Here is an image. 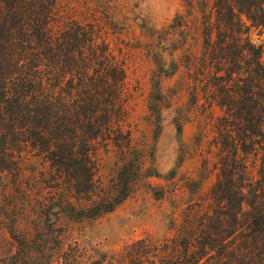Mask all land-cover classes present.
<instances>
[{
  "label": "trees",
  "instance_id": "trees-1",
  "mask_svg": "<svg viewBox=\"0 0 264 264\" xmlns=\"http://www.w3.org/2000/svg\"><path fill=\"white\" fill-rule=\"evenodd\" d=\"M199 4V51L186 52L187 39L181 57L193 68L195 91L223 111L215 128L228 157L210 190L212 211L198 217V234L189 227L186 236L159 243L142 238L89 264H264V45L250 35L264 27V0ZM104 13L113 22L114 10ZM63 18L60 0H0V172L20 174L30 152L50 171L52 198L64 183L79 201L97 194L95 146L129 143V88L126 64L99 19ZM119 178L114 200L85 216L112 211L127 197V173ZM75 211L69 214L78 218ZM8 229L12 264H79L89 256L73 243L54 257L46 240Z\"/></svg>",
  "mask_w": 264,
  "mask_h": 264
},
{
  "label": "rangeland",
  "instance_id": "rangeland-1",
  "mask_svg": "<svg viewBox=\"0 0 264 264\" xmlns=\"http://www.w3.org/2000/svg\"><path fill=\"white\" fill-rule=\"evenodd\" d=\"M199 2L60 0L63 19L98 18L111 48L126 64L129 99L123 129L129 143L95 146L98 189L89 199L77 201L62 183L54 200L50 171L30 152L24 155L20 174L0 172V264L13 261L11 224L21 235L46 240L54 257L58 246L78 243L89 255L79 264L118 255L142 238L159 243L186 236L189 227L199 233L198 217L212 211L210 190L228 157L215 128L223 111L195 91L193 68L181 57L187 39L192 48L186 52L193 56L199 51ZM105 8L114 10L113 22ZM178 15L182 18L176 19ZM250 35L264 45V27L252 28ZM122 172L127 173V197L112 211L85 216L114 200ZM71 207L78 218L69 214Z\"/></svg>",
  "mask_w": 264,
  "mask_h": 264
}]
</instances>
